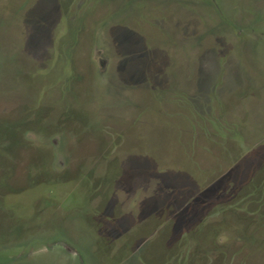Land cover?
<instances>
[{
	"label": "rangeland",
	"instance_id": "1",
	"mask_svg": "<svg viewBox=\"0 0 264 264\" xmlns=\"http://www.w3.org/2000/svg\"><path fill=\"white\" fill-rule=\"evenodd\" d=\"M0 264H264V0H0Z\"/></svg>",
	"mask_w": 264,
	"mask_h": 264
}]
</instances>
